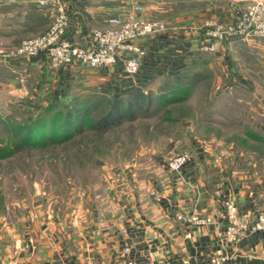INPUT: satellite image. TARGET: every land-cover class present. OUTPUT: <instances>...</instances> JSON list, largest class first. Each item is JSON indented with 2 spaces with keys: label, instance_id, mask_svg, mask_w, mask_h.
Segmentation results:
<instances>
[{
  "label": "crops",
  "instance_id": "crops-1",
  "mask_svg": "<svg viewBox=\"0 0 264 264\" xmlns=\"http://www.w3.org/2000/svg\"><path fill=\"white\" fill-rule=\"evenodd\" d=\"M38 1L0 0V88L7 86L17 93V85L25 79L27 87L31 82L27 96L33 98L41 97L42 92L45 97L55 95L62 89L74 95L77 88L80 92L99 89L123 94L155 79L192 70L196 68L194 62L204 59L201 47L205 22L231 24L236 12L253 2L133 0V4L144 7L140 18L160 20L170 28L163 35L141 41L146 55L137 82L129 79L121 62L113 70L94 74L80 66L50 70L45 55L10 57L8 53L23 40L44 32V18L53 17V8L41 9ZM59 2L69 16L66 37L81 47L90 45L94 31L104 29L109 18L129 9L126 0ZM188 3H196V8H187ZM263 42L254 44L253 40L235 38L219 45L215 59L225 80L232 79L229 88L237 87L236 79L233 80L237 53L246 49L248 54L264 58ZM206 151L209 157L202 153L192 156L180 174L170 173L166 164L159 178L151 181L149 194L134 195L127 186L124 190L118 188L111 202L113 211L95 217L92 227H69L54 220L42 230L34 224L32 229H20L24 232L18 242L11 241L15 230L4 229L0 237V264H181L184 260L190 264H213L227 226L226 202H234L244 213L264 210V167L249 164L238 168L233 158L220 163L214 157L216 154ZM155 193L161 196L160 201L155 200ZM182 213L214 222L192 225L177 219ZM225 255L228 261L224 264H264V232L226 246Z\"/></svg>",
  "mask_w": 264,
  "mask_h": 264
},
{
  "label": "rangeland",
  "instance_id": "rangeland-1",
  "mask_svg": "<svg viewBox=\"0 0 264 264\" xmlns=\"http://www.w3.org/2000/svg\"><path fill=\"white\" fill-rule=\"evenodd\" d=\"M126 1L129 8L137 5L133 0ZM195 5L188 3L187 8H196ZM52 23V17L44 18L42 34ZM250 40L256 44L264 38ZM245 51L240 49L233 62L237 87L229 88L232 79L226 81L222 76L216 52H201L207 62L202 67L208 69L205 72L210 73V78L198 81L189 101L156 104L146 116L102 135L91 130L67 145L27 149L0 159V237L9 228L16 231L11 241L18 242L24 232L21 228L39 225L43 230L54 220L69 227H92L95 217L113 211L111 202L118 188L124 190L127 186L134 195L149 194L151 181H156L168 160L179 153H189L191 158L199 153L209 157L206 150H211L220 163L233 158L238 168L249 164L263 168L264 58ZM114 68L85 70L95 74ZM139 74L129 79L138 82ZM162 82V78L153 80L145 92L151 93L149 90ZM26 85L18 84L17 93L7 86L0 88L2 140L9 136L6 120L20 122L36 116L41 107L37 105L47 103L44 92L36 96L40 100L25 95L27 88L30 92L31 82ZM80 91L77 88L74 92ZM60 92L66 93L64 89ZM4 143L0 141V147Z\"/></svg>",
  "mask_w": 264,
  "mask_h": 264
},
{
  "label": "built area",
  "instance_id": "built-area-1",
  "mask_svg": "<svg viewBox=\"0 0 264 264\" xmlns=\"http://www.w3.org/2000/svg\"><path fill=\"white\" fill-rule=\"evenodd\" d=\"M38 7L53 8V23L50 29L41 36L22 41L16 51L11 52L9 56L24 58L45 55L47 66L53 71L71 66L98 70L115 67L121 62L128 76H136L146 55L141 41L163 35L170 29L162 21L140 18L139 14L144 11L143 6L132 5L117 16L109 18L104 29L94 31L90 45L81 47L66 37L69 26L68 13L59 0H39ZM203 38L204 45L201 47V52L204 53L217 52L219 45L226 40L264 38V0H253L245 9L239 10L231 24L206 22L203 26ZM20 84L25 85L26 80L21 79ZM191 159L189 153L174 155L168 160L167 169L170 173L180 174ZM154 198L157 201L161 200V196L157 193L154 194ZM225 207L227 226L220 239L221 248L212 260L213 264H224L228 261L225 255L226 246L239 243L251 234L264 232V210L256 214L244 213L232 201L226 202ZM177 219L196 226H205L214 222L210 218H200L193 213H182ZM125 253L128 254L129 249H126ZM181 264H190V262L184 260Z\"/></svg>",
  "mask_w": 264,
  "mask_h": 264
},
{
  "label": "trees",
  "instance_id": "trees-1",
  "mask_svg": "<svg viewBox=\"0 0 264 264\" xmlns=\"http://www.w3.org/2000/svg\"><path fill=\"white\" fill-rule=\"evenodd\" d=\"M204 59L194 62L196 68L192 70L162 77V84L150 89L151 93L145 92L148 83L123 94L99 89L74 95L67 92L50 94L44 98L47 100L45 105L35 104L41 106L36 116L23 118L20 122L6 120L5 128L9 136L5 140L0 139L6 142L0 147V159L13 157L27 149L67 145L87 136L91 130L95 134H105L124 123L146 116L156 104L162 106L169 102H187L198 81L202 83L210 78L209 72H205L208 69L202 67L207 64ZM156 92H159L158 96ZM25 109L31 115L32 110L28 107Z\"/></svg>",
  "mask_w": 264,
  "mask_h": 264
}]
</instances>
